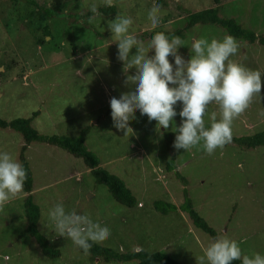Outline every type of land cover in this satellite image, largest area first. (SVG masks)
<instances>
[{
    "label": "rangeland",
    "instance_id": "obj_1",
    "mask_svg": "<svg viewBox=\"0 0 264 264\" xmlns=\"http://www.w3.org/2000/svg\"><path fill=\"white\" fill-rule=\"evenodd\" d=\"M90 3L0 0V119H30L37 113L31 126L44 137L76 138L89 129L87 150L99 159L101 168L124 182L136 206L117 203L104 185L95 182L82 159L57 146L32 143L25 161L32 172L31 195L40 209L37 231L58 256L46 257L36 240L24 235L27 195L22 192L0 208V264H136L105 262L56 236L47 224L46 211L58 201L67 210L87 212L109 226L110 237L96 243L104 248L125 254L137 252L139 246L180 264H197L212 237L195 228L181 210L184 191L215 237L226 233L239 242L245 255L264 253V146L245 150L230 143L212 155L201 147L175 150L173 131L181 123L179 115L169 129H163L135 111V119L128 121L134 135L114 128L110 100L132 87L125 82L132 70L123 73L107 28L109 21L123 13L134 19L137 37L148 41L156 31L183 30L188 14L217 8L221 18L264 36V0H222L218 7L212 0H161L164 14L155 29L147 18L151 0H114L115 14L91 22ZM225 34L218 26L197 25L183 32L184 47L178 51L187 60L193 38L221 39ZM236 40L239 52L231 59L264 72V47ZM261 110L264 88L261 99L254 96L233 121L232 137L264 132ZM176 111H180L179 102ZM213 111L219 118L217 106L209 105L206 124ZM23 145L21 134L0 129V149L13 153L19 162ZM168 161L173 164L170 170ZM158 201L175 205L177 211L161 215L153 206Z\"/></svg>",
    "mask_w": 264,
    "mask_h": 264
},
{
    "label": "clouds",
    "instance_id": "obj_2",
    "mask_svg": "<svg viewBox=\"0 0 264 264\" xmlns=\"http://www.w3.org/2000/svg\"><path fill=\"white\" fill-rule=\"evenodd\" d=\"M113 4L114 0H91L89 21L101 20V7ZM163 14L161 0H151L147 18L153 29L161 23ZM133 24L134 19L123 13L107 24L117 45V59L123 64V73L132 70L125 78L132 87L110 100L113 127L132 136L128 121L135 119V111L146 115L149 121H156L163 129H169L174 124L173 118L179 115L181 123L173 131L175 150L185 152L201 147L212 155L231 143L235 118L247 110L254 96L261 99L264 72L231 59L239 52V44L231 35L225 34L221 39L193 38L190 58L185 60L178 51L184 47L181 37L170 38L156 31L150 40L144 41L133 31ZM149 52L153 54L149 56ZM212 104L217 106L219 118L213 111L206 124L204 117ZM259 115L264 117V110ZM26 179L23 164L10 151L0 149V208L23 192ZM46 218L50 231L70 240L85 253L92 244L111 235L107 224L93 219L87 212L67 210L62 201L47 209ZM47 224L44 226L49 230ZM135 251L142 249L137 246ZM237 260L241 264H264V253L245 255L239 242L224 233L210 238L197 264H232Z\"/></svg>",
    "mask_w": 264,
    "mask_h": 264
},
{
    "label": "trees",
    "instance_id": "obj_3",
    "mask_svg": "<svg viewBox=\"0 0 264 264\" xmlns=\"http://www.w3.org/2000/svg\"><path fill=\"white\" fill-rule=\"evenodd\" d=\"M212 2L216 7H218L222 0H212ZM99 11L102 16H111L116 12L114 6L104 7ZM88 14V16L91 15L90 13ZM185 19L186 26L183 30L173 33H166V35H168L170 38L172 36H179L183 40V32L197 25H212L222 28L228 35L233 36L235 39L244 40L251 45L257 43L258 45L264 47V36H258L254 32L244 29L233 19L221 18L217 8L188 14ZM36 115L37 113H34L30 119H16L11 122H6L0 119V129L14 130L23 137L24 145L20 151V162L27 171V179L25 181L23 190V193L27 195L23 203L25 218L27 221V229L25 230L24 235L32 236L36 240L41 252L46 257L51 259L57 257L58 253L50 250L47 241L41 237L37 231V224L40 219V209L34 203L33 197L31 195L33 189L32 172L25 161V152L32 143L39 142L57 146L73 157L82 159L85 168L91 171L95 182L97 184L104 185L112 198L120 205L127 208H133L136 206V200L124 182L117 176L112 175L108 171L101 168L99 159L93 153L87 150L85 146V140L89 133V129L82 130L79 136L76 138H70L67 136L44 137L39 135L31 126L32 119ZM166 136L171 138L172 135L169 134ZM231 144H234L237 147L245 150H251L264 146V132L248 137H232ZM169 145L170 147L172 146L171 141H169ZM167 166L168 170L173 167L171 161L167 162ZM184 197L185 202L182 205L181 210L188 214L193 226L210 235L212 238L215 237L214 231L193 209L191 200L188 198L186 191H184ZM153 206L155 211L164 216L168 215L170 212L177 211V207L175 205L160 201L155 202ZM79 251L81 253H85L80 249ZM87 254H90L95 258H100L105 262L114 263L136 261V264H180L179 262L162 253H148L145 251H139L123 254L115 252L109 248H104L96 243L92 244V247L87 252ZM232 264H241V261H233Z\"/></svg>",
    "mask_w": 264,
    "mask_h": 264
}]
</instances>
